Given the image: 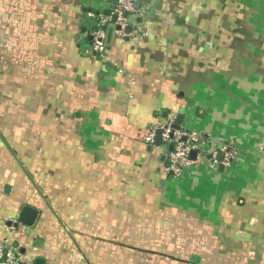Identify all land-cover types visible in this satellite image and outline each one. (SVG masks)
Masks as SVG:
<instances>
[{
	"label": "crops",
	"instance_id": "obj_1",
	"mask_svg": "<svg viewBox=\"0 0 264 264\" xmlns=\"http://www.w3.org/2000/svg\"><path fill=\"white\" fill-rule=\"evenodd\" d=\"M138 1L90 57L106 1L0 0V240L20 264H264V0ZM178 115L232 165L168 176L143 138Z\"/></svg>",
	"mask_w": 264,
	"mask_h": 264
},
{
	"label": "built area",
	"instance_id": "obj_2",
	"mask_svg": "<svg viewBox=\"0 0 264 264\" xmlns=\"http://www.w3.org/2000/svg\"><path fill=\"white\" fill-rule=\"evenodd\" d=\"M106 14L87 10L85 13V27L87 29L88 47L84 54L90 57H102L107 46L108 31L120 38H128L126 32L129 19L136 15L135 2L138 0H115L114 10L109 13L110 3ZM96 15L98 17H96ZM118 27V29H116ZM175 118H167L161 124L148 129L143 140L154 146L157 132H160L161 149L166 152L167 160L165 172L168 176L179 177L189 167L207 162L213 168H229L238 156V151L229 144H221L211 148L207 139L201 137L192 129H174ZM172 150L169 151L168 148ZM195 152V158L190 159V153ZM0 240V264H20L17 249L7 242Z\"/></svg>",
	"mask_w": 264,
	"mask_h": 264
},
{
	"label": "water",
	"instance_id": "obj_3",
	"mask_svg": "<svg viewBox=\"0 0 264 264\" xmlns=\"http://www.w3.org/2000/svg\"><path fill=\"white\" fill-rule=\"evenodd\" d=\"M109 3H110V11H113L114 10V2L115 0H107ZM145 3L148 2V0H143ZM140 5H141V2L140 1H136L135 2V8L136 9H139L140 8ZM107 11L104 12V14H106ZM116 29H118V27H116ZM131 28L127 27L126 28V32H129ZM111 33H112V29H110L108 31V36H107V41L110 39V36H111ZM165 115V114H164ZM181 120H182V116L181 115H178L177 116V120H176V123L175 125L173 126L174 129H179V126L181 125ZM155 146H160L161 145V140H160V132H157L156 134V140H155ZM169 151L172 150L171 147L168 148ZM195 158V152H191L190 153V159H194ZM36 215H37V212L33 209H31L30 207H23L21 208V210L19 211L18 213V216L16 218V221L11 224V222H8L7 225L10 226L12 225L14 228H17L19 225H22L24 227H31L35 221V218H36ZM34 264H42V260L40 259H35L34 260Z\"/></svg>",
	"mask_w": 264,
	"mask_h": 264
},
{
	"label": "trees",
	"instance_id": "obj_4",
	"mask_svg": "<svg viewBox=\"0 0 264 264\" xmlns=\"http://www.w3.org/2000/svg\"><path fill=\"white\" fill-rule=\"evenodd\" d=\"M90 10V9H89ZM92 11V10H91ZM93 12H95L94 10H93ZM104 12V11H103ZM102 12V13H103ZM109 13H112V11H110V9H109V11H108ZM95 13H97V12H95ZM96 17H98L97 15H96Z\"/></svg>",
	"mask_w": 264,
	"mask_h": 264
}]
</instances>
